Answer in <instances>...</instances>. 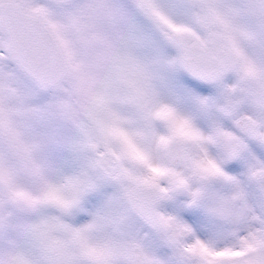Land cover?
Listing matches in <instances>:
<instances>
[{
  "label": "snow or ice",
  "instance_id": "snow-or-ice-1",
  "mask_svg": "<svg viewBox=\"0 0 264 264\" xmlns=\"http://www.w3.org/2000/svg\"><path fill=\"white\" fill-rule=\"evenodd\" d=\"M72 26L110 72L0 145V264H264V0H0V54Z\"/></svg>",
  "mask_w": 264,
  "mask_h": 264
},
{
  "label": "rangeland",
  "instance_id": "rangeland-1",
  "mask_svg": "<svg viewBox=\"0 0 264 264\" xmlns=\"http://www.w3.org/2000/svg\"><path fill=\"white\" fill-rule=\"evenodd\" d=\"M55 37L69 66L68 77L55 89L38 87L10 56L0 54V145L5 148L16 137L29 141L51 137L58 128L73 129L66 113L80 124L89 120L88 89L110 72L103 42L75 26L66 38Z\"/></svg>",
  "mask_w": 264,
  "mask_h": 264
},
{
  "label": "water",
  "instance_id": "water-1",
  "mask_svg": "<svg viewBox=\"0 0 264 264\" xmlns=\"http://www.w3.org/2000/svg\"><path fill=\"white\" fill-rule=\"evenodd\" d=\"M5 37L7 46L8 38ZM54 39L56 40L55 36ZM11 58L26 76L44 89L57 88L69 75V66L64 55L55 63L51 60L37 61L19 51L11 55Z\"/></svg>",
  "mask_w": 264,
  "mask_h": 264
}]
</instances>
